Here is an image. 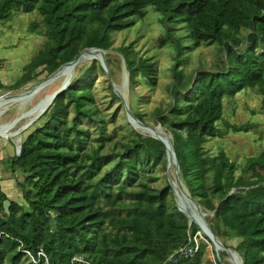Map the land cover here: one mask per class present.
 <instances>
[{"label":"trees","instance_id":"16d2710c","mask_svg":"<svg viewBox=\"0 0 264 264\" xmlns=\"http://www.w3.org/2000/svg\"><path fill=\"white\" fill-rule=\"evenodd\" d=\"M148 6L160 15L159 42L172 49L167 100L152 114L171 135L179 178L201 209L212 212L206 220L214 235L239 239L231 249L242 264H264V153L238 164L225 150L211 154L205 147L228 131L255 127L226 123L221 129L224 98L255 89L264 109V0H0V22L17 10H37L45 37L21 76L11 84L0 80V90L46 78L84 48L110 49L113 36L143 18ZM205 45L218 58L186 73L188 51ZM118 52L130 93L139 77L156 83L155 62L133 42ZM99 72L105 74L94 61L72 77L21 132L11 164L21 175L22 201L0 192V264H83L71 262L76 256L91 264H164L197 231L175 206L167 177L157 183L167 164L163 143L120 130L116 114L96 103L91 88ZM107 84L109 102L124 112ZM131 98V114L145 124ZM205 254L201 244L179 264H204Z\"/></svg>","mask_w":264,"mask_h":264},{"label":"rangeland","instance_id":"374dc122","mask_svg":"<svg viewBox=\"0 0 264 264\" xmlns=\"http://www.w3.org/2000/svg\"><path fill=\"white\" fill-rule=\"evenodd\" d=\"M157 16L160 15L151 6H148L147 14L143 18L135 19L136 21L131 27L121 30L113 36L111 48L105 50L104 53L106 70L111 80H108L107 75H105L106 72L103 69L105 74L99 72L91 88L96 103L99 104L102 110H105L104 113L110 114L114 112L116 114L115 124L122 131L133 130L149 135L142 132L125 111L124 107L125 105L128 107L131 93L133 105L143 114V121L146 125L157 124L152 112L156 106L167 100V86L172 80V49L168 43L163 45L159 42V37L163 31L161 24L157 20ZM33 23L36 25V28H34ZM43 25L42 17L37 10L32 12L17 10L13 13L11 19L0 22V80L4 84H11L16 81L23 72V66L42 47L45 40V37L42 35ZM130 42H133L134 48L139 53L149 56L155 62L157 76L155 84H151L139 77L131 93L128 87V76L124 60L118 52L120 46L127 45ZM184 44L190 45V40L186 39ZM188 52L189 57L182 65L186 73H193L196 68L200 67L208 68L218 58L214 46H200ZM94 61L99 63L97 60H90L75 68L71 72L70 81L72 77L79 75ZM43 79H45L44 76H41L37 80L26 83L13 91L0 90V98L19 94ZM59 79L32 94L33 96L30 95L0 107V137H9L18 145L16 139L23 130L19 134H17V131L26 125L35 113L41 111L47 105L45 103L49 99V95L60 85L61 81ZM107 80L110 84L112 83L111 86L114 91L118 92L122 97L124 112L120 109L119 103L109 102L110 93ZM224 99L223 119L218 121V126L221 129L225 128L226 123H252L255 127L247 132L228 131L222 138H212L205 144L206 149L211 154L217 153L220 149L225 150L230 159L236 161L238 164L243 163L247 156L264 153V109L262 108L257 91L247 88L231 98ZM161 129L169 134L164 128L161 127ZM169 173L171 178H174L173 168ZM165 176L166 169L161 170L157 183L164 181ZM173 199L175 206L184 210L178 203V197L176 199L175 194H173ZM184 212L186 213L185 210ZM206 212H208L207 216L212 215L209 211ZM189 221L191 222V220ZM194 223L197 229H200L198 224ZM219 238L230 249L239 240L225 237ZM213 253L214 247L211 249L207 246L204 264H209V262L215 264ZM219 253L221 261L224 264H230L228 262L230 261V254L223 250H219ZM236 258L238 262H241L238 254Z\"/></svg>","mask_w":264,"mask_h":264},{"label":"water","instance_id":"95a60500","mask_svg":"<svg viewBox=\"0 0 264 264\" xmlns=\"http://www.w3.org/2000/svg\"><path fill=\"white\" fill-rule=\"evenodd\" d=\"M90 50H95L97 52L100 53V59H98L101 67L105 70L106 72V75H107V78L108 80L110 81L111 78H110V75L108 73V71L106 70V63H105V51L101 48H97V47H90V48H84L82 49L79 54L77 55V57L71 61H68V62H65L64 64H62L61 66H59L53 73H51L49 76H47L45 79L37 82L36 84L32 85L30 88H28L27 90H25L24 92L22 93H31L35 87L39 86V85H42L43 83H47L48 81H50L55 75H56V72L63 66L65 65H68V64H72L74 65L76 62H77V58L79 57V55L83 52H86V51H90ZM70 82H66V83H63V84H60L55 90L52 91V93L49 95V102L47 103V105L41 110L39 111L36 115H34L30 121L24 125L19 131H17V134L20 133L21 130H24L25 128H27L31 123H33L39 116H41L43 114V112L47 109V107L50 105V103L52 102L53 98L55 96H57L59 93L63 92L67 86L69 85ZM112 84V83H111ZM118 94V96L122 99V97L120 96V94L118 92H116ZM12 95V94H10ZM16 96V95H15ZM7 97H14L13 95L12 96H7ZM123 101V99H122ZM125 111L127 113V115L129 116V118L136 124L137 127H141V128H150L151 130H154L156 127H159L161 128V126L159 124H156V125H146V124H143L141 123L137 118H135L129 108L125 105ZM154 132V131H153ZM156 139H158L159 141H161L163 143V145L165 146V150H166V160H167V164H166V177H167V180H168V183L169 185L171 186L172 188V191H173V194H175V185L177 184L185 193V195L187 196V198L190 200V202L193 204L194 208L198 211V214L200 216V219H202V222H203V226L205 227V229L207 230V234L209 236V238L211 239L212 241V244L213 246L215 247V250H223L229 254H234L237 256V252L228 248V247H225L222 242L214 235V233L212 232L207 220H206V214L208 212L206 211H203L201 209V207L195 202V200L190 196L189 192L187 191V189L185 188V186L183 185V183L181 182L180 178H179V165H178V161H177V158H176V155H175V149H174V145H173V141H172V138H171V135L168 134V139H169V143L165 142L163 139H161L160 137L158 136H153V135H150ZM20 141H21V137L20 135L17 137L16 139V142H18V145H16L15 149H16V152H20ZM171 165L173 166V172H174V178H171L169 172L171 170ZM7 201L4 202V207L6 208L7 207ZM179 211H181L188 220H190V218L188 217V215L183 212L180 208H178ZM212 214V212H211ZM192 222V221H191ZM241 264H242V261H241Z\"/></svg>","mask_w":264,"mask_h":264},{"label":"bare ground","instance_id":"6f19581e","mask_svg":"<svg viewBox=\"0 0 264 264\" xmlns=\"http://www.w3.org/2000/svg\"><path fill=\"white\" fill-rule=\"evenodd\" d=\"M98 59H100V53L95 51V50H90V51L83 52V53H81L79 55V57L77 58V62L74 65L68 64V65H65V66L61 67L56 72V75L50 81L35 87L34 90L31 93L27 94V93H22L21 92L19 94H16V96L14 95V97H3V98H0V107L4 106L6 104H9V103L15 102L17 100L26 98V97H28L30 95L33 96L32 94L38 92L39 90H41L45 86L55 82L59 78H60L59 80L61 81V82L59 81L60 84L69 82L70 81L71 72L75 68L80 67L82 64H84V63H86V62H88L90 60H97L98 61ZM48 102H49V99L47 100L45 105ZM37 113H35V115ZM139 129H141L142 132L148 133L149 135L158 136L161 139H163L165 142L169 143L168 134L163 129H161L159 127H156L154 130H151L150 128H145V127L144 128L139 127ZM170 168L172 169L173 166L171 165ZM175 196H176V199L178 197V203L180 204L181 207L184 208V210L186 211V213L189 216L190 220L193 221V222L198 223L200 225V227L202 228V230L205 231V227L203 226V222H202V219H200L198 211L194 208L193 204L187 198V196L185 195L184 191L177 184L175 185ZM184 210H182V211L184 212ZM230 256L232 258H235L234 255H230Z\"/></svg>","mask_w":264,"mask_h":264},{"label":"built area","instance_id":"2783aa9c","mask_svg":"<svg viewBox=\"0 0 264 264\" xmlns=\"http://www.w3.org/2000/svg\"><path fill=\"white\" fill-rule=\"evenodd\" d=\"M17 144H18V142H17ZM15 153H16V155H18L20 152L17 153L16 149H15ZM198 226L200 229H197L195 234L192 236H189L188 240L185 243H183L178 248L173 250V252H171V254L168 256V258L166 259V262L164 264H179L184 259L193 258L197 254V252L199 251L201 244H204L205 247L208 246L211 249H213L214 246L212 244L211 239L209 238V236L207 234V230L205 229V231H203L199 224H198ZM38 253L45 256V254L41 250ZM230 255H234V254H230ZM213 256H214L213 261L215 264H224L220 259L221 257H220L219 250H215V247H214ZM234 256H235V258L230 257V261H228V262L230 264H241V262H238L236 255H234ZM231 259H232V261H231ZM32 260H33V262H35V260L33 258H32ZM71 262L72 263L79 262V263H83V264H91V262L86 260L83 256L73 257Z\"/></svg>","mask_w":264,"mask_h":264},{"label":"crops","instance_id":"0c3cea01","mask_svg":"<svg viewBox=\"0 0 264 264\" xmlns=\"http://www.w3.org/2000/svg\"><path fill=\"white\" fill-rule=\"evenodd\" d=\"M15 147L16 143L9 137H0V192L8 199L21 202L22 195L17 187L21 175L11 164L16 155Z\"/></svg>","mask_w":264,"mask_h":264}]
</instances>
